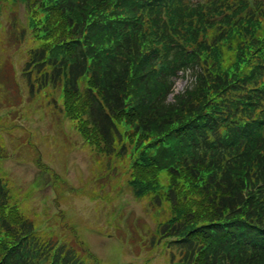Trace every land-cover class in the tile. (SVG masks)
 I'll return each mask as SVG.
<instances>
[{"label":"trees","instance_id":"obj_1","mask_svg":"<svg viewBox=\"0 0 264 264\" xmlns=\"http://www.w3.org/2000/svg\"><path fill=\"white\" fill-rule=\"evenodd\" d=\"M9 2L27 10L31 92L63 89L66 117L125 162L134 196L167 217L153 243L172 264H264V46L243 35L264 31V0L260 17L247 0ZM179 70L195 79L170 101ZM70 232L41 236L0 190V264H100Z\"/></svg>","mask_w":264,"mask_h":264},{"label":"rangeland","instance_id":"obj_2","mask_svg":"<svg viewBox=\"0 0 264 264\" xmlns=\"http://www.w3.org/2000/svg\"><path fill=\"white\" fill-rule=\"evenodd\" d=\"M19 10L22 13L23 18V9L20 8ZM0 19L4 20L1 21L4 30L0 33V42L4 45L7 44L6 46L11 48V57L13 50L18 46L16 33L14 30H11L8 15ZM8 57L9 54H7L6 58ZM4 68L7 69L8 64H5ZM188 83L189 78L180 79L177 84V90L184 89ZM7 86L8 88H0V102L9 105L10 100H15V94L12 90L13 86L10 83H8ZM55 110V116H52L49 112L48 113L51 117L56 119V114L61 113L59 112V109ZM5 116L4 107L0 105L1 124L8 120L9 122H16L21 128L25 125L26 128L32 130H38L40 128L43 132H49L50 130L51 133H54V130L50 129L51 127H48L51 120L42 118L40 114H37L36 112L27 114L26 118L22 111L17 112L16 114L14 112L8 118ZM62 120L64 119L62 118ZM62 123L67 124V126L63 125L65 141L60 140L55 135L50 136L47 139H42L40 138V131L37 132V135H34L32 130L30 131L33 137H36V140L31 138V136H28L26 140V144L31 148L34 149L35 146H38L42 157H51V162H46L67 178V181L63 186L58 188L55 187V194L51 187L48 175L43 173L37 167V164L33 163L31 156V154H34L33 150H31V152L28 151L26 155L21 153L18 157H25L26 161L19 162L15 156L11 160H8L6 165L8 169L11 170L13 176L17 180L22 181L21 183L24 184L23 186L26 189L29 188L31 184H34L35 181L38 182L37 202L35 204L37 208L35 213H31L34 222L37 223L38 221H41L44 225H47L48 221L46 220L53 218L56 212L58 222H55V218H53L51 222H54V224L61 228H65L66 230L64 231V234L68 235L69 226L73 223L99 258L103 257L108 264H115L117 261L121 262L124 259L123 256L121 257L123 246L120 242L115 240L116 237L111 238L107 231L108 227H110L109 219H114L116 216V214L111 213L112 208L116 206L119 212L122 210V215L124 217L126 216L124 212H127L128 214L134 213V219H137L138 216L144 215L145 221L152 226L153 224L151 222H153V219H156L155 212H151L152 208L149 210L147 205L143 207L145 202L136 198L134 193L130 192L132 189L129 186L128 181H125V177L118 179L117 174L113 173L111 171L112 169H108L103 161L91 156L90 146L84 142L82 136H79L80 133L76 129L75 123L72 120L67 119L66 123L64 121ZM55 131L57 135H62V129L60 126H57ZM3 138L7 139V136H4ZM21 142H24V140L22 136H19L16 140V145H19ZM55 158L59 159L56 160ZM96 162L100 163L102 169V171L98 173L93 172V166ZM75 167H78L79 169ZM116 169L119 170L120 168L117 166ZM118 190L123 191L127 198L124 199V196L122 193H119ZM15 194L19 198L17 193ZM117 196L119 201H117ZM103 198L111 200L112 204L110 207L100 204L103 202ZM53 199L55 203L53 202ZM124 202H128V207ZM25 203L26 200H20L21 209L24 213H27ZM47 210H49V213L40 218L39 216H41L42 212ZM64 210L66 211V222L60 220L63 216ZM67 211L70 220L67 217ZM107 216H109V218ZM126 217L128 218V216ZM112 232L114 231L112 230ZM143 232L149 236V233H147L146 230ZM70 244L78 250L75 240L70 241ZM142 248L143 250L140 251L142 256H136L138 254L137 251L135 257L132 256L133 263L137 262L144 264V259L148 256L150 258L149 264H166L165 260L159 256L158 252L156 254L149 253V251L152 250L151 240L146 241ZM128 261L129 260H125V262Z\"/></svg>","mask_w":264,"mask_h":264}]
</instances>
